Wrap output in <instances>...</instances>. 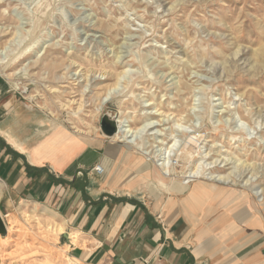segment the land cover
Returning <instances> with one entry per match:
<instances>
[{"label": "rangeland", "instance_id": "rangeland-1", "mask_svg": "<svg viewBox=\"0 0 264 264\" xmlns=\"http://www.w3.org/2000/svg\"><path fill=\"white\" fill-rule=\"evenodd\" d=\"M0 82L49 125L159 173L170 160L168 179L247 193L264 217V0H0ZM3 218L0 264H74L47 207Z\"/></svg>", "mask_w": 264, "mask_h": 264}, {"label": "crops", "instance_id": "crops-1", "mask_svg": "<svg viewBox=\"0 0 264 264\" xmlns=\"http://www.w3.org/2000/svg\"><path fill=\"white\" fill-rule=\"evenodd\" d=\"M167 177L104 139L49 125L0 82L6 221L24 205L47 207L74 264H264V217L251 195Z\"/></svg>", "mask_w": 264, "mask_h": 264}, {"label": "bare ground", "instance_id": "bare-ground-1", "mask_svg": "<svg viewBox=\"0 0 264 264\" xmlns=\"http://www.w3.org/2000/svg\"><path fill=\"white\" fill-rule=\"evenodd\" d=\"M116 92V91H115ZM117 93V92H116ZM115 93V94H116ZM106 100V99H104ZM102 103H105L104 101ZM105 105V104H104ZM149 126V125H148ZM152 126V125H151ZM155 127V126H154ZM151 128V127H150ZM121 129V130H120ZM146 130V128H145ZM135 130L131 129L128 125L125 126L123 125V122L120 121V127H119V133L113 138V139H117L119 141H125V142H133L132 141V137L134 136V134L136 132H134ZM144 131V130H143ZM142 131V133H143ZM182 131V130H181ZM121 132V133H120ZM145 132V131H144ZM184 132V131H183ZM186 132V131H185ZM138 133V132H137ZM141 133V135H142ZM138 135V134H137ZM140 135V134H139ZM136 137V136H135ZM135 139V138H133ZM176 147V143L173 144L172 146H170V150L169 152L171 153V151ZM178 147V146H177ZM181 147V146H180ZM169 149V148H168ZM177 150V149H176ZM179 150V149H178ZM178 152V151H177ZM167 153V152H166ZM175 154V153H174ZM173 155V154H172ZM176 155V154H175ZM171 158V157H170ZM173 162V161H172ZM171 161L170 160H167V159H164L160 164H158V166H160L161 170L163 171L164 174L166 175H170V167H171ZM210 169V168H209ZM192 171V170H191ZM204 172V170H201L200 168H196V171L191 173L188 178H196L200 175L201 172ZM210 175V174H209ZM212 180H216L218 182H223V183H226L227 180L225 179V177L223 176H217V175H214L212 174L211 177H210ZM251 180V179H250ZM249 180V181H250ZM186 182V181H185Z\"/></svg>", "mask_w": 264, "mask_h": 264}, {"label": "water", "instance_id": "water-1", "mask_svg": "<svg viewBox=\"0 0 264 264\" xmlns=\"http://www.w3.org/2000/svg\"><path fill=\"white\" fill-rule=\"evenodd\" d=\"M101 127L103 132L108 136V137H115L119 133L118 126L114 120L109 119L108 117H104ZM8 233V228L5 223V220L3 218L2 213L0 212V236L4 237Z\"/></svg>", "mask_w": 264, "mask_h": 264}, {"label": "built area", "instance_id": "built-area-1", "mask_svg": "<svg viewBox=\"0 0 264 264\" xmlns=\"http://www.w3.org/2000/svg\"><path fill=\"white\" fill-rule=\"evenodd\" d=\"M94 172H96L97 174L101 175L104 173V169L101 166L95 167L94 168Z\"/></svg>", "mask_w": 264, "mask_h": 264}]
</instances>
